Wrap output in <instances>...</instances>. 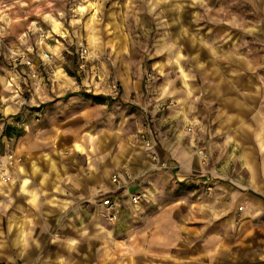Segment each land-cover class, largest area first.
<instances>
[{"label": "crops", "instance_id": "obj_1", "mask_svg": "<svg viewBox=\"0 0 264 264\" xmlns=\"http://www.w3.org/2000/svg\"><path fill=\"white\" fill-rule=\"evenodd\" d=\"M168 9L176 12L173 29L155 48L160 82L144 91L122 70L116 100L106 82L84 88L73 76L56 79L55 61L40 70L52 85L29 91L0 60V170L11 177L0 182V264H264V89L243 58H219L226 48L192 30L187 6ZM223 29L215 33L224 37ZM41 37L45 51L64 50L62 41ZM147 127L152 143L140 145ZM200 144L212 172L241 179L244 168L245 184L219 180L209 194L188 190L187 202L161 204V183H189L206 172ZM137 191L145 196L134 205Z\"/></svg>", "mask_w": 264, "mask_h": 264}, {"label": "rangeland", "instance_id": "obj_2", "mask_svg": "<svg viewBox=\"0 0 264 264\" xmlns=\"http://www.w3.org/2000/svg\"><path fill=\"white\" fill-rule=\"evenodd\" d=\"M178 4H182L184 9L187 6L185 14L193 19L192 30L208 37L210 46L215 49L226 48L219 51V58H243L264 89V0H0V60L17 69L32 92L39 91L45 81L47 85H52V79L49 83L45 73L40 71L41 81L33 83L28 67L23 63L31 48L35 61L28 57L40 65V70L49 62L61 65V69L59 67L56 71V79L64 77L68 80L69 76H73L77 84H84V88L92 87L94 81L106 82L116 100L122 92L120 73L123 70L129 82L141 80L145 91L160 82V67L157 65L160 57L155 54V48L173 29L170 22L176 12L168 8ZM222 27L226 31L224 37L217 35L219 32L215 33ZM42 32L51 42L64 43L61 54L49 51V59L41 58L45 51L40 47L45 42ZM79 43L87 49L86 57L82 59L77 53ZM121 44L126 51L117 54L116 48ZM56 81H53L54 84ZM84 88L80 87L77 92L97 95ZM145 94L150 97L155 95L152 91ZM23 107L40 108V104L23 102ZM139 108L148 114L145 104ZM150 118L147 116L146 122L152 121ZM148 129L139 132L137 138L140 145H146L147 140L152 143ZM198 149L206 154L207 159L203 162L206 172L189 183H182L176 178L161 183L156 195L161 198V204L176 200L185 203L188 199L184 198L193 195L190 191L209 194L217 190L219 180L236 187L245 184L244 168H241V179L232 171L219 175L210 170V153L201 144L195 151ZM150 209L149 212H152Z\"/></svg>", "mask_w": 264, "mask_h": 264}, {"label": "built area", "instance_id": "obj_3", "mask_svg": "<svg viewBox=\"0 0 264 264\" xmlns=\"http://www.w3.org/2000/svg\"><path fill=\"white\" fill-rule=\"evenodd\" d=\"M77 53L79 55V57L85 58L86 54H87V49L86 47L82 44L79 43L77 46ZM41 58L44 59H49L50 58V54L48 51H44L42 53ZM27 67H28V72H29V76L31 77V79L33 80L34 84H38L41 81V75H40V65L36 64L31 58H29L28 56L24 58V62H23ZM114 87H116V85H113ZM189 130H191V128H189ZM146 145H150V141L147 140L146 141ZM197 154L200 155L201 160L203 162L206 161V154L202 151V149H198L196 150ZM166 163L164 162L163 165H165ZM127 177L132 179V176L130 174H127ZM11 180L10 175L6 174L2 169L0 170V182H9ZM112 181L116 183V185L118 187L122 186V182L119 179V177L114 174L112 176ZM1 191V189H0ZM145 196V192L144 191H137V192H133L130 195V200L132 202V204L137 205L141 202V200L143 199V197ZM101 203L106 207L107 209V218L110 221H114L116 219V213L114 212V203L113 200L110 197H105L102 199Z\"/></svg>", "mask_w": 264, "mask_h": 264}, {"label": "trees", "instance_id": "obj_4", "mask_svg": "<svg viewBox=\"0 0 264 264\" xmlns=\"http://www.w3.org/2000/svg\"><path fill=\"white\" fill-rule=\"evenodd\" d=\"M84 96L90 97V95L86 94V93L84 94ZM92 98L96 102H101V100H102L101 96H96L95 95V96H92ZM13 130H14V127L9 125V124H7V125H5V128H4V134L9 135L11 133V131H13Z\"/></svg>", "mask_w": 264, "mask_h": 264}]
</instances>
